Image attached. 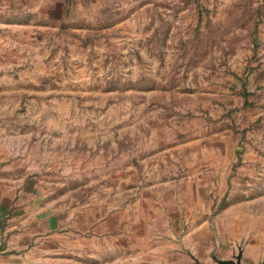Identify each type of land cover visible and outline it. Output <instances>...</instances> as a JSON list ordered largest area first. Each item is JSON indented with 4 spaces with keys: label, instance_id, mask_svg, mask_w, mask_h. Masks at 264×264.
I'll list each match as a JSON object with an SVG mask.
<instances>
[{
    "label": "rangeland",
    "instance_id": "rangeland-1",
    "mask_svg": "<svg viewBox=\"0 0 264 264\" xmlns=\"http://www.w3.org/2000/svg\"><path fill=\"white\" fill-rule=\"evenodd\" d=\"M0 200L59 264H264V0H0Z\"/></svg>",
    "mask_w": 264,
    "mask_h": 264
},
{
    "label": "crops",
    "instance_id": "crops-1",
    "mask_svg": "<svg viewBox=\"0 0 264 264\" xmlns=\"http://www.w3.org/2000/svg\"><path fill=\"white\" fill-rule=\"evenodd\" d=\"M9 210L0 200V264H59L62 261H55L54 258L38 257L39 246L37 229L32 227H19L17 223L12 227H3L9 218L21 220L22 213L10 216ZM8 219V220H6ZM6 237H9L6 238ZM46 242V241H45Z\"/></svg>",
    "mask_w": 264,
    "mask_h": 264
},
{
    "label": "water",
    "instance_id": "water-1",
    "mask_svg": "<svg viewBox=\"0 0 264 264\" xmlns=\"http://www.w3.org/2000/svg\"><path fill=\"white\" fill-rule=\"evenodd\" d=\"M243 255L242 253H240L237 257H236V261L230 260V261H220V264H243ZM262 264V263H259Z\"/></svg>",
    "mask_w": 264,
    "mask_h": 264
}]
</instances>
